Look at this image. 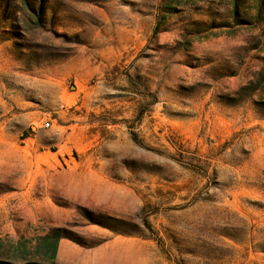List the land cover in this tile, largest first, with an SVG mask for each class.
Returning a JSON list of instances; mask_svg holds the SVG:
<instances>
[{
	"label": "rangeland",
	"instance_id": "obj_1",
	"mask_svg": "<svg viewBox=\"0 0 264 264\" xmlns=\"http://www.w3.org/2000/svg\"><path fill=\"white\" fill-rule=\"evenodd\" d=\"M227 9L0 0V264H264V43Z\"/></svg>",
	"mask_w": 264,
	"mask_h": 264
},
{
	"label": "trees",
	"instance_id": "obj_2",
	"mask_svg": "<svg viewBox=\"0 0 264 264\" xmlns=\"http://www.w3.org/2000/svg\"><path fill=\"white\" fill-rule=\"evenodd\" d=\"M228 9L224 12L221 22L226 32L246 31L255 34L251 39L254 42L264 43V0H227ZM63 236L59 230H52L42 238L45 246L49 250L46 259L52 263L55 259L57 245ZM25 252V250H23ZM20 251L18 254H22ZM16 260L25 261L26 259L19 255Z\"/></svg>",
	"mask_w": 264,
	"mask_h": 264
},
{
	"label": "built area",
	"instance_id": "obj_3",
	"mask_svg": "<svg viewBox=\"0 0 264 264\" xmlns=\"http://www.w3.org/2000/svg\"><path fill=\"white\" fill-rule=\"evenodd\" d=\"M44 127L49 128L50 127L49 123L48 122L44 123Z\"/></svg>",
	"mask_w": 264,
	"mask_h": 264
}]
</instances>
